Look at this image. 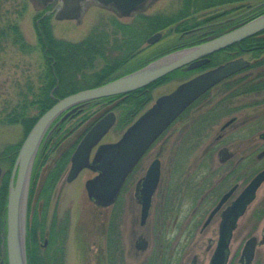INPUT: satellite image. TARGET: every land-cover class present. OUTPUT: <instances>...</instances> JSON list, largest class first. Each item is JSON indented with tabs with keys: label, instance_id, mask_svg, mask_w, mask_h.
<instances>
[{
	"label": "rangeland",
	"instance_id": "374dc122",
	"mask_svg": "<svg viewBox=\"0 0 264 264\" xmlns=\"http://www.w3.org/2000/svg\"><path fill=\"white\" fill-rule=\"evenodd\" d=\"M262 2L264 0H252L229 6L213 7L200 11L193 16L198 19H204L232 10L222 19L220 17L213 20V22L220 19L227 20L237 14L248 13L247 6L251 7ZM47 5L48 3L42 2V0H30L28 9L20 20V27L25 41L34 48L31 52H23L18 46L12 45L11 42H5L0 46V154L9 145L24 142L23 126L9 123L8 119H6V114L20 102L22 99L21 94L28 93L31 86L32 89H36L39 85L44 59L38 46L35 23L39 13H45L46 9L47 11L53 9L56 4L46 8ZM182 6L183 0H150L141 13L148 15L158 13L174 14ZM113 16H116V14L112 10L103 8L94 1H88L83 5L81 16L78 19L59 20L57 17L51 16V25L54 36L57 39L80 42L87 38L94 28L104 29L105 26L109 27ZM121 20L129 23L132 17ZM212 29L213 27L210 26L206 31ZM167 32L168 30H164V38L148 48L142 54L143 56L141 55L133 64L137 65L145 58L151 56L156 49L163 47L165 44L168 45L169 42L181 36L179 35L181 33L167 35ZM244 57L250 59L248 54L244 55ZM258 71V69H252L240 75H249L252 78ZM195 74H178L172 80L157 86L153 90V101L160 96L171 93L180 83ZM237 88L224 91L222 87L218 86L211 90L200 105L191 110L183 119L178 120L144 156L129 179L126 190H131L132 188L135 191L138 181L145 175L147 168L157 156L162 163L160 187L153 198L151 214L147 226L144 228L139 225L141 206L136 202L134 191L132 195H129L123 189L120 196V213L116 222L119 231L117 235V250L119 252L114 254L116 264L210 263L218 243L220 219L217 218L211 227L202 234L199 233L201 226L193 231L188 221L202 196V192L207 188L204 183L210 182V185H212L224 172L223 168L219 166V159L216 154L219 145H223L224 142L216 145L215 150L210 152L211 156H209L210 154L206 155L205 150L212 145L211 143L220 132L221 127L231 117L235 116L238 121L245 118L251 121L242 128L232 130L225 142L237 135L243 138L244 142L249 137H255L258 141L257 146L260 148V150L258 149L259 151L257 150V154L264 148V144L260 143L258 138V135L264 131V91L259 94L254 91L235 94L238 90ZM115 103L91 105L83 114L69 120L65 124L64 131L72 129H76V131L66 140L64 139V143L61 144L63 147H61L64 148L66 145H70L77 133H81L89 123L105 110L113 108ZM212 108H217L212 125L209 123L207 125L206 123L203 124L202 117ZM114 111L118 115V111ZM85 116H88L87 119H84ZM200 121L201 127L199 125ZM124 130L116 125L103 138L102 143L117 141ZM244 142L242 143L244 144ZM59 153L60 150L58 148L53 150L50 154L51 159L58 157ZM41 162L36 183L34 173L32 174L33 179L29 193L30 203H28L27 214L29 224L37 214L35 218L38 221L41 220L43 228L45 216L46 231L43 230L44 237L40 240V252L46 258L48 254L44 250L52 247L54 251L60 253L59 251L62 248L64 253L63 264H100V257H103L101 264H108L107 231L113 205L103 207L90 200L86 190V183L96 173L86 169L71 183H68L64 176L57 186L55 185L49 193L45 191L40 199L37 200L36 192L47 174L49 165L53 164L51 160L48 162L42 160ZM3 165L4 171H6L7 166ZM263 167L264 161H257L255 173ZM247 169L245 168L246 171L243 170L240 178H238L241 184L239 190L247 185L255 175L253 172L249 174V169ZM33 181L35 184H33ZM196 184L202 186V191L194 195L190 191V185L195 186ZM226 185L223 187H227ZM166 187H168L169 193L173 194L171 197L174 196L171 199V205L174 206L169 207L171 211L168 210L165 218H163L160 206L161 202H163L162 195ZM31 190H33V193H31ZM46 200L48 207L44 209ZM136 220H138V223L134 224ZM140 235L148 240V248L145 251L136 246ZM253 235L257 236L259 240H262L264 235V184L258 191L257 199L238 223L230 246L231 252L228 264H243L240 260L243 247ZM50 236L56 238L55 243L54 245L48 244V248L44 249L41 245H43L45 238L50 241ZM120 251L122 252L121 255L119 254L121 253ZM252 264H264V244L257 246Z\"/></svg>",
	"mask_w": 264,
	"mask_h": 264
},
{
	"label": "trees",
	"instance_id": "16d2710c",
	"mask_svg": "<svg viewBox=\"0 0 264 264\" xmlns=\"http://www.w3.org/2000/svg\"><path fill=\"white\" fill-rule=\"evenodd\" d=\"M247 1L252 0H183V6L177 13H158L152 15L139 13L129 23L122 22L119 17L113 16L109 24L110 28L108 26H105L104 29L94 28L91 34L80 42L57 39L53 33L51 16L43 18V13H39L35 27L38 36V46L42 51L44 59V67L39 77V85L36 89H32L31 86L28 93L21 94L22 99L7 112L6 119L11 124H21L23 126L25 139L39 117L50 109L58 99L81 90L100 86L145 66L153 59L198 43L197 40L199 37L196 34L185 35L187 31L203 26L207 28L211 26L213 27L212 30H215V33H223L228 28V24H220L226 22V19H221L232 10H227L224 13H219L204 19L194 17V14L213 7L229 6ZM29 3L30 0H0V46L5 42H11L12 45L18 46L23 52L28 53L34 49L26 43L20 27V20L27 11ZM263 3L253 5L250 8L247 7L248 13H241V20H248L264 13ZM5 14L7 15L3 18ZM220 17V20L213 22V20ZM164 30H168L167 35L181 33L179 34L181 36L169 42L168 45L165 44L163 47L156 49L151 56L134 65L133 62L140 58L148 48L152 47L147 45V39L153 34ZM246 54H251V56L257 59L255 64L246 70L258 69L259 71L256 75L252 78L249 75L233 76L220 84L219 87H222L224 91L238 87L235 94L249 93L251 91L259 94L264 91V31L214 54L211 57V63L209 65L196 71L179 70L144 88L126 95L104 98L92 105L116 102L114 109L118 111L117 127L125 129L153 101V90L157 86L172 80L178 74L188 75L199 72L216 66L219 61H227ZM209 93L197 100L182 114L179 120L183 119L191 110L200 105ZM214 108L208 110V113L202 117L203 124L206 123L207 125L209 123L212 125V120L217 111V108ZM33 109L34 111H32ZM99 116L89 123V126L87 125L81 133H77L75 139H73L74 141L70 145H66L64 147L65 149L61 145L64 143V139L66 140L76 131V129L64 131L65 124L69 120H66L54 129L52 134L46 138L40 149L37 164L44 158L48 159L51 152L57 148L60 150V157L57 159L55 166L49 171V177H46L43 191L41 190L42 195L45 191L49 193L55 187L76 145ZM87 117L85 116L84 119H87ZM199 125L201 127V121ZM21 144L22 142L9 145L0 154V164L7 166V170L4 171L0 179V264H8L5 241L7 196L12 169ZM31 193H33V190H31ZM120 202L119 198L113 205L107 231L106 248L108 264H116L114 254L119 252L117 250V235L119 231L116 222L117 216L120 213ZM30 210L29 205V212ZM35 216L31 220L32 222L30 221V224L28 222V264H63L64 253L62 252V248L59 251L60 253H57L52 247H49L47 251L48 258H45L40 252V240L44 237V228L41 220L38 221ZM55 239L50 236L49 244L54 245ZM119 254L121 255L122 252ZM99 259L101 264L103 257Z\"/></svg>",
	"mask_w": 264,
	"mask_h": 264
},
{
	"label": "water",
	"instance_id": "95a60500",
	"mask_svg": "<svg viewBox=\"0 0 264 264\" xmlns=\"http://www.w3.org/2000/svg\"><path fill=\"white\" fill-rule=\"evenodd\" d=\"M85 0H62L59 19H76ZM102 7L113 10L119 17L128 18L143 9L148 0H94ZM264 30V14L240 24L224 34L201 44L166 54L146 66L107 82L59 99L35 123L22 143L12 170L6 207V256L8 264H28L27 207L32 171L38 151L51 125L80 113L89 102L129 94L146 87L176 70L198 69L210 62L209 56ZM162 38L156 33L148 40L154 44ZM244 58L228 61L182 82L169 94L160 96L145 110L114 143L100 144L116 124V114L109 112L101 117L84 135L71 157L67 175L73 181L84 168L98 172L88 180L86 190L90 199L104 206L113 204L120 195L128 175L157 139L201 96L236 73L248 68ZM264 139V133L260 135ZM97 147L92 162L93 149ZM3 169L0 166V178ZM161 177V162L157 158L149 166L142 181V220L149 214L152 197ZM264 183V169L243 189L240 195L223 212L219 239L209 264H228L230 245L239 219L256 199ZM230 193L226 196L228 197ZM262 243H264V238ZM258 239L250 237L242 250L241 261L251 264L255 257Z\"/></svg>",
	"mask_w": 264,
	"mask_h": 264
},
{
	"label": "flooded vegetation",
	"instance_id": "af4514ba",
	"mask_svg": "<svg viewBox=\"0 0 264 264\" xmlns=\"http://www.w3.org/2000/svg\"><path fill=\"white\" fill-rule=\"evenodd\" d=\"M42 2L48 3V5L56 4L53 9L46 12L47 13L46 15H52V14L56 15V13L59 11V8L62 5V0H42ZM86 2H88V1H86ZM86 2H84L82 4V6ZM241 18H242L241 15H237L231 19H228L226 22H222L220 24L227 23L228 28H226L225 31H228L232 28L237 27L240 23L245 21V20L244 21L241 20ZM189 34H196L199 37V39L197 40L198 43L207 41L208 39L219 35L218 33H215V30L205 31V29L202 27L192 29V30L188 31L186 35H189ZM248 60L251 62L250 67H252V65L255 64L257 59L255 57L251 56V54H250V59H248ZM110 110H112V108L109 109V111ZM250 121H251L250 119H246V118L238 121L236 116L231 117L221 127L220 132L215 136V139L211 143L212 145L207 147V149L205 150V154L206 155L210 154L209 156H211L212 154L210 152H213V150H215L216 145L224 142L223 145H221V146L219 145V147L217 149V153H216L218 156V159H219V166L223 168L224 172L222 173V175L220 176V178L217 181L212 183V185H210V182L204 183L207 188L205 189L204 192H202V196L200 197V200L197 203L196 208L192 211V213L189 217V221H188V224L191 225L193 231H195V229H197L199 226H201L199 233L202 234V233L206 232L211 227L213 222H215L217 220V218L220 219V222H219V230H220V223H221L222 218H223V212L225 211V209L227 207H229L233 203V201L240 195V193L242 192V190L246 186L245 185L241 190H239L241 184H240V181L238 180V178H240L241 172L243 170L246 171L245 168H248L249 170L248 169L247 170L249 171V174L251 172L255 173L257 161H259V162L264 161V148L259 152V154H257V150L258 149L260 150V148H259V146H257L258 141L255 139V137H249L248 140H246L244 142L243 138H240V136L237 135V136H233L230 140L225 142V139L227 137L229 138V133L232 130H237L238 128H242V127L246 126L247 123ZM249 126H250V124H249ZM249 130H250V127H249ZM263 132H261L258 135L259 136L258 138L260 140V143L262 142L264 144V139L260 137V135ZM242 142H244V144ZM71 156H72V154H71ZM71 156L69 157L68 164H67L64 172L59 177L56 186L58 185V183L61 181V179L64 176H65V180L68 183H71V182L76 180L75 179L71 182H69L67 180V175H68L70 165H71ZM59 157H60V153H59V156L54 158L53 160L51 159V157H49L48 159H45V158L43 159V161L46 160V162L51 160L53 164L49 165L47 174L45 175V177L43 178V180L40 183L39 190L36 192L37 193V200L40 199V193L42 196L41 190L43 191L45 181H46V177H49L48 176L49 171L55 166V164L57 163V159ZM41 164H42V162H40L39 164H37V162H36L37 166L35 165V168H36L35 175H34L35 183H36V180L39 176L38 170H39V166ZM263 169H264V167L261 168L257 173H255L254 176H256ZM84 170H86V169H84ZM134 171H135V169H134ZM82 172L80 174H82ZM133 172L128 177V179L124 185V190H126L128 181L131 178ZM143 178H144V176L138 181L137 186L135 188V191L132 188H131V190L130 189L126 190V192L129 195H132V192L134 191V194L136 197V202H137V204H139V206H141V216H140V224L139 225L142 228L147 226V222H148V219H149L150 214H151L153 198H154L158 188L160 187V184H159L155 193H154V196L152 198V203H151V207L149 210L148 217L143 222V220H142V192H141L142 191V179ZM212 180H213V174H212ZM236 180H238V181H236ZM160 183H161V181H160ZM226 184H228V185H226ZM46 185H47V182H46ZM224 185H226L227 187H223ZM190 186H191L190 191L194 195L197 193H200L202 191V186L199 184H196L195 186H193V185H190ZM229 193H230V195L228 197H226ZM171 195H173V194L171 192L169 193V189H168V187H166V190H165V192H163V195H162L163 202H161L162 204L160 206L161 211L163 212V218H165L166 212H168L169 207L174 206V205H171L172 204L171 199L174 197V196L171 197ZM92 201H94V200H92ZM47 207H48V203L46 200V203H44V209H47ZM169 211H171V210H169ZM43 213L45 215V211ZM159 218H160V216H159ZM176 219H177V217H176ZM159 221L163 222L162 220H159ZM175 222H176V220H175ZM135 223H138V220H136L134 222V224ZM44 230L46 231L45 216H44ZM46 235H47V233H46ZM141 235L138 236L139 240H138L136 246H137V248L141 249L142 251H145L148 248V240ZM146 237H147V233H146ZM263 237H264V235H263ZM48 244H49V240H48V238H45L44 243L41 246L44 249H46V248H48ZM48 250L49 249L44 250V251H46V253H47Z\"/></svg>",
	"mask_w": 264,
	"mask_h": 264
}]
</instances>
